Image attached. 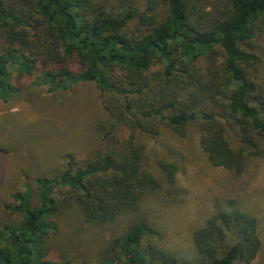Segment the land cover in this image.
I'll list each match as a JSON object with an SVG mask.
<instances>
[{"label":"trees","instance_id":"1","mask_svg":"<svg viewBox=\"0 0 264 264\" xmlns=\"http://www.w3.org/2000/svg\"><path fill=\"white\" fill-rule=\"evenodd\" d=\"M262 56L264 0H0V110L36 79L50 94L94 85L111 119L93 161L11 195L0 264H254L259 221L233 201L191 231L194 257L168 246L162 214L187 204L186 171L146 142L192 140L237 178L264 165ZM75 222L105 238L71 247Z\"/></svg>","mask_w":264,"mask_h":264},{"label":"rangeland","instance_id":"2","mask_svg":"<svg viewBox=\"0 0 264 264\" xmlns=\"http://www.w3.org/2000/svg\"><path fill=\"white\" fill-rule=\"evenodd\" d=\"M253 70L254 77L260 76L262 83L264 60ZM35 81L26 80L19 97L0 110V225L11 221V195L24 190L27 177L33 180L57 174L64 169L68 157L74 158L77 166L93 161L103 147L102 137H107L111 127L103 105L109 100H103L94 85L50 94L47 86H37ZM123 134L119 137H125ZM161 140L163 144L146 142L148 158L152 162H174L181 173L186 171L181 184L188 197L181 211L168 208L162 214L163 240L183 256L194 257L191 231L210 217L216 201H233L259 221L262 248L254 264H264V165L256 162L251 172L237 178L210 167L195 150L194 141L180 140L168 133ZM83 227L78 222L71 227L75 241L66 232L60 235L70 240L71 247L89 249L105 238L100 231L86 235ZM55 241V249L60 251L57 255L68 251L65 239Z\"/></svg>","mask_w":264,"mask_h":264}]
</instances>
